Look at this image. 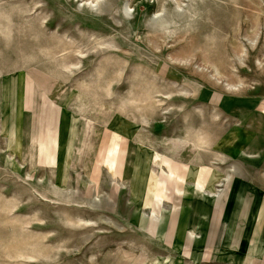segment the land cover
<instances>
[{
    "label": "rangeland",
    "instance_id": "374dc122",
    "mask_svg": "<svg viewBox=\"0 0 264 264\" xmlns=\"http://www.w3.org/2000/svg\"><path fill=\"white\" fill-rule=\"evenodd\" d=\"M263 222L264 0H0V264H259Z\"/></svg>",
    "mask_w": 264,
    "mask_h": 264
},
{
    "label": "bare ground",
    "instance_id": "6f19581e",
    "mask_svg": "<svg viewBox=\"0 0 264 264\" xmlns=\"http://www.w3.org/2000/svg\"><path fill=\"white\" fill-rule=\"evenodd\" d=\"M160 23V22H159ZM158 30H159V28H158ZM85 132V131H84ZM127 133H128V131H127ZM125 134V133H124ZM91 135H92V133H91ZM84 136V135H83ZM234 137V136H233ZM237 138V137H236ZM91 139V138H90ZM121 139V137L119 138V139H117L115 142H114V144L110 147V149H109V151H108V153H107V159H106V161L104 162V164H105V167L107 168V171L110 173V175H112V176H114V175H119V174H121L119 171H118V157H119V153H120V151H121V148L119 147V141L118 140H120ZM236 141V140H235ZM20 144V152H21V148H22V143H19ZM193 144H195V143H193L192 142V146H194ZM222 144H224V143H222ZM89 146V145H88ZM88 150V149H87ZM141 151V150H140ZM243 151L244 152H248L247 150H246V148H244L243 149ZM21 154V153H20ZM37 156V155H36ZM137 157H138V150H137V152H136V155H135V158H134V164H133V167H132V172H131V174L132 173H134V171H136L137 169H139L140 167H139V163H138V161H137ZM154 162H155V164H157V165H162V167H164V163H165V160L163 159V157L160 155V154H156L155 155V157H154ZM70 164H71V160H70V162H69V166H70ZM82 166V165H81ZM154 166V165H153ZM178 166V165H177ZM78 167V166H77ZM82 168V167H81ZM153 168V167H152ZM56 169V168H55ZM161 169V168H160ZM203 168L202 167H198L197 168V170H196V173H195V175H194V183L196 184V190L198 191V192H200V193H202V194H204V193H206V191L208 190V191H212V192H214V191H217V190H213V189H211L212 188V185L215 183V181H216V173L214 172V169H211L212 171H211V173H210V175H209V177H208V179L206 180V181H203V179H202V173H203V170H202ZM77 170V169H76ZM78 171V170H77ZM154 171V170H153ZM182 173H184L183 175H182ZM192 174V166L189 164L188 166H186V168H185V171L184 172H182L181 170H180V168H178V167H172L171 166V169H170V172H169V175L170 176H175V180L176 181H179V182H182L183 183V186L184 187H182L181 189H178V191H179V193H180V195H181V197H183L184 195V193L186 192V189H185V187H186V184L190 181V175ZM228 184H227V186H228V188L229 187H231L232 186V181H231V178H229V181L227 182ZM129 185H130V188H129V193H131V188H132V178H130V182H129ZM216 185V184H215ZM134 194V193H133ZM167 196V195H166ZM139 198V197H138ZM137 198V199H138ZM132 199H134V198H132ZM219 197H216L215 199H214V201H213V203H212V205H213V208H215L216 207V205L218 204V202H219ZM154 200V199H153ZM139 203V202H138ZM141 204V203H140ZM231 204V203H230ZM182 208V207H181ZM229 210V209H228ZM138 212V211H137ZM161 212V211H160ZM161 215V214H160ZM139 216V215H138ZM206 217L207 218H210V219H212L211 218V214L210 215H206ZM138 218H140V217H138ZM159 220V219H158ZM162 223V222H161ZM139 224V223H138ZM148 224H149V222H148ZM167 226V225H166ZM179 228V227H178ZM183 232V231H182ZM195 232L196 231H193V230H189L188 232H187V234H185L184 235V237H183V240H184V251H183V255H184V257L185 258H189L188 256H186L185 255V250H186V248H187V246L188 245H190L191 247L193 246V239H192V237H193V235L195 234ZM177 233L178 232H175V234H174V236H173V238H174V240H175V238H176V235H177ZM167 237H168V232H167V229H166V231H165V234H164V241H166V239H167ZM207 242V234H206V236H205V238H204V240H203V242L202 243H204V245H202V247L204 248V246H205V243ZM201 246V245H200ZM220 248V247H219ZM144 252H146V251H144ZM194 258V260H198V261H200V260H204V257H203V255L201 256V257H193ZM164 261H165V259L164 260H161V259H153L152 260V263L153 264H164ZM255 262H256V260H254L253 261V263L255 264Z\"/></svg>",
    "mask_w": 264,
    "mask_h": 264
},
{
    "label": "crops",
    "instance_id": "0c3cea01",
    "mask_svg": "<svg viewBox=\"0 0 264 264\" xmlns=\"http://www.w3.org/2000/svg\"><path fill=\"white\" fill-rule=\"evenodd\" d=\"M240 172H241V170H240ZM239 172H237V174H238ZM236 174V175H237ZM232 188V187H231ZM228 192H229V189L227 190V193L224 195V197L221 199L220 198V200H219V202H218V204L220 203V211H219V213L217 214V217H216V220L217 221H215V219H213V222H216V224L219 226H217V228H219L218 230L215 228V227H213V228H210V229H208V228H206V227H204V225L203 224H206V222H208L207 221V217L204 215V214H206L207 213V211L206 212H204L202 215H201V218H204L206 221H204L203 223L200 221H198V223H197V228L199 229V232L201 233L202 231H204V230H209V234H210V246L208 247V248H205V250L206 249H210V250H212L213 251V253H215V254H217L218 253V251H217V249H218V246L217 245H215L216 243H217V241L219 240V239H221V241L222 240H224V238H225V236H226V234H227V231H228V224H226L225 225V222L223 223V219L221 220V219H219L220 218V215H221V213H222V211H223V207H225V205H224V202H225V200L227 199V197L228 196H230V195H228ZM204 200V199H203ZM205 201V200H204ZM205 203V202H204ZM256 214H255V216H257V218L259 217V214H260V210L259 211H256L255 212ZM227 223V222H226ZM203 225V226H202ZM221 226H223V237L221 238V234H220V228H221ZM253 229V230H252ZM188 232V231H187ZM187 232L185 233V234H187ZM259 233H262V236H263V239H264V222H263V224H261V223H259L258 225H255V223L250 227V232H249V234L247 235V237H246V239H245V241H246V244H247V246H244L242 249H243V251H242V254H249L250 253V248H249V239L250 238H254L257 234H259ZM207 237H208V235H207ZM254 249H256L255 251H253L254 253H256L257 254V261H258V263L259 264H264V241H263V244L261 245V246H259L258 248H254ZM204 250V251H205ZM230 264H254V263H249V262H242V263H230Z\"/></svg>",
    "mask_w": 264,
    "mask_h": 264
},
{
    "label": "water",
    "instance_id": "95a60500",
    "mask_svg": "<svg viewBox=\"0 0 264 264\" xmlns=\"http://www.w3.org/2000/svg\"><path fill=\"white\" fill-rule=\"evenodd\" d=\"M226 185V184H225ZM232 187V186H231ZM231 187H229V192H228V195L230 194V190H231ZM226 189H227V186H225L224 188H223V190L224 191H226ZM229 199V196L227 197V199L225 200V202H224V205H225V207H223V211H222V213H221V215H220V218L219 219H223V216H224V212H225V210H226V204H227V200ZM210 207H211V205L209 204V202L208 201H205V204H204V206H203V208L201 209V212H202V214L204 213V212H210V213H212V211H211V209H210ZM212 217H213V215H212ZM201 219H203L202 221L204 222V221H206L204 218H201ZM213 219H215V221H217L216 220V218H214L213 217ZM213 219H212V221H213ZM201 221V220H200ZM208 222H206V224H203L204 225V227H206V228H213V227H215L217 230L219 229V228H217V224H216V222H213L212 223V221L211 220H207ZM202 225V226H203ZM219 227V226H218ZM219 231V230H218ZM220 234H221V238L223 237V226H221V228H220Z\"/></svg>",
    "mask_w": 264,
    "mask_h": 264
}]
</instances>
